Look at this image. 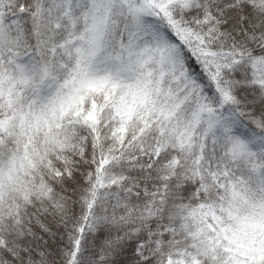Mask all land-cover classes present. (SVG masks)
I'll use <instances>...</instances> for the list:
<instances>
[{
    "label": "snow or ice",
    "instance_id": "snow-or-ice-1",
    "mask_svg": "<svg viewBox=\"0 0 264 264\" xmlns=\"http://www.w3.org/2000/svg\"><path fill=\"white\" fill-rule=\"evenodd\" d=\"M0 264H264V0H0Z\"/></svg>",
    "mask_w": 264,
    "mask_h": 264
}]
</instances>
